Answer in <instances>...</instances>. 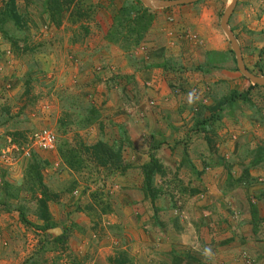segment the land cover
<instances>
[{
	"label": "rangeland",
	"instance_id": "rangeland-1",
	"mask_svg": "<svg viewBox=\"0 0 264 264\" xmlns=\"http://www.w3.org/2000/svg\"><path fill=\"white\" fill-rule=\"evenodd\" d=\"M41 1L16 0L18 12L29 20L30 45L43 44L34 56L15 57L0 36V264H24L36 255L41 264H115L119 254H125L131 264H171L166 260L157 263L147 247L158 239L157 231L145 225L151 217L150 208L121 199L125 194L128 201L140 199V179L130 175L131 171L127 176L106 178L61 169L59 147L71 150L79 142L91 145L100 138L110 144L122 140L123 161L138 168L158 147L153 153L166 172L163 178L155 176V182L164 184L163 190L176 198L172 204L182 207L176 212L166 210L159 217L160 224L172 226V232L181 237V247L164 252L166 257L183 252L199 264H264V89L249 90L248 101L240 100L233 113L226 111L216 136H209L210 142L200 133L199 137L188 134L191 117L199 107L210 106L211 98H223L233 91L245 93L251 85L236 71L230 44L219 25L231 0H201L174 9H154L160 15L151 16L153 21L143 40L169 51L167 57L174 67L169 73L143 69L147 64L159 65L160 60L141 44L126 53L116 47L120 51L110 53L109 63L105 48L93 53L105 40L100 36L110 30L102 22L116 14L122 4L134 5L135 1L112 0L115 7L109 9L104 6L106 0H82L84 6L90 3L93 10L96 7L92 17H82L78 24L65 17L60 27L48 23ZM109 25L113 27L114 21ZM229 29L245 67L252 73L264 45V0H238ZM212 52L225 55L223 69L204 74L200 66H207V54ZM105 64L110 65L107 70ZM29 66L39 72L32 76L29 94L24 95ZM138 67L141 75L132 71ZM103 73L107 74L106 84H99ZM157 78L167 80L171 90L167 97L165 86L163 90L158 86L154 96ZM161 91L164 99L160 101ZM191 100L197 102L196 108L195 104L187 108ZM91 106L98 119L81 128L77 122L89 115ZM207 113L205 110L204 116ZM41 130L55 135L54 152L33 147L32 136ZM189 137L192 141L184 145ZM35 156L48 163L40 174L54 196L47 202V211L56 227L47 231L40 229L43 223L35 216L39 208L34 196L39 200L40 193L30 194L22 185ZM245 169L248 180L242 184L239 178ZM140 173L136 176L141 178ZM70 180L77 184L69 189ZM179 186L185 190L183 197ZM18 187L23 190L19 198L8 199L11 189ZM92 193L119 211L107 215L97 211L99 217L83 212ZM167 202L162 200L166 208ZM250 205L258 212L256 227L251 222ZM19 209L30 225L21 222ZM126 222L131 224L130 230L121 225ZM54 229L60 230L57 237L64 235L63 244H53ZM169 235L170 230L166 239L173 244ZM127 241L136 242L138 250L126 246ZM185 261L181 264H198Z\"/></svg>",
	"mask_w": 264,
	"mask_h": 264
},
{
	"label": "trees",
	"instance_id": "trees-1",
	"mask_svg": "<svg viewBox=\"0 0 264 264\" xmlns=\"http://www.w3.org/2000/svg\"><path fill=\"white\" fill-rule=\"evenodd\" d=\"M129 1L132 2V0ZM84 4L86 3L82 0H44L41 2L42 13L45 14L48 23L54 25L55 27L61 26L63 15L65 13L67 14V18L71 24L80 23L81 19H83L82 17H92V14L93 12H95L96 7H94L95 10H93L91 6L87 7V5L84 6ZM1 5L2 6H0V36L2 40L8 44L10 52L15 57L22 59L23 56H27L29 54H32L34 56V54H36V52H38L42 48L43 44H36L34 46L30 45L28 31L29 20H24V15L18 12L16 0H3ZM140 7H142V10ZM151 18L152 17H149L147 15V10L144 9L143 5L139 0H135L134 5L125 3L119 9V11H117V14L115 15L113 20L114 26L111 27L108 33L106 34L105 40L108 44L119 47V49H121L122 52L125 53L136 49V47L144 41L143 38L149 30L150 25L153 21V18ZM80 29L85 30V28L83 27H81ZM229 52L233 57V63L236 64L233 52L231 50ZM225 60V55L222 53H209L207 54L206 60V62L208 61L207 66H200V70L201 72H204V74H210L213 71H221L223 69V64ZM159 66L165 72L174 70V67L172 68V65L170 63H164L163 65L160 64ZM254 68L257 73L254 70L251 71L252 73L264 76V45L262 49L258 51V60ZM36 72L39 71L37 69H34V67L29 66V71L27 72L24 78V95L29 94V84L32 82V76ZM253 88L264 89V87L249 85L248 90L245 93H238L233 91L230 92L229 95L224 96L223 98H211L212 102L210 106L202 105L201 107H199V110L195 112L196 114H193V117H191L192 126L188 134H194V136L196 135L195 137H199L197 133H200L204 137L206 142H210L211 138H209V136H216V130L218 128V125L220 124L221 119L225 115V112L227 111L228 113H233V110L236 108V105L240 100L245 102L248 101V99L246 98L247 93ZM188 103L189 104L187 108L191 109L194 104L195 108L197 106V102L193 100L189 101ZM89 109L91 110L89 112V115L85 116V118H83L80 122H77V124H80L79 126H82L81 128L94 124V122H96L98 119V115L96 114L95 110H93V107L91 106L89 107ZM205 110L208 112V115L206 116H204L203 114ZM6 121L7 118L3 119L2 124H4ZM62 126H67V123L62 124ZM186 140L187 142H184V145H188V142L190 143L192 141L191 137ZM122 147V140H118L117 142H111L110 144L106 140L104 141L101 138L96 140V142L91 145H84L82 142H79L77 146L76 144L73 145L71 147V150L69 148L63 149L62 147H59V156L61 159L60 167L61 169H65L69 173H85L86 175L90 174L93 177L94 175H102L106 178L115 177L117 175L127 176L128 172L131 171L130 175H134L136 178L140 179V191L137 190L140 193V199L139 201H128L127 194L124 195L126 196L125 198L121 199H124L126 203L132 205L138 204L143 209L144 207L147 208V210L150 208L151 217L145 222V225L147 226V229L155 232L156 230H158V227H162L159 222V217L161 213L166 210L175 212L180 211L182 207H178L176 204V206L173 205L172 200H176L175 196L174 198H171V195L165 190H163L165 185L157 184V182H155V176L163 178L166 172L162 162L157 160L153 153L155 149L156 150L154 152L158 150V147H156L152 151V153L149 154V160L143 165H141L139 168L133 166L130 163L126 164L123 161L122 154L124 150H122ZM260 156H262V153H260ZM185 159L186 155L183 154L184 163ZM47 165V162L40 161L36 158V156L35 159H31L30 163L27 166V172L24 178L25 181L22 184L25 190L30 192V194L36 195L35 193L39 192L41 195V198L39 200L35 198L34 195L33 196L39 208L35 213V216L43 223V226L40 227L42 231H47L56 227V225H54V223L50 219V215L47 211V202L52 200L54 196H52L50 189L45 185L43 178L40 174L41 167H45ZM137 169L141 172V178L136 176V173H138ZM80 178L83 179V176ZM229 180L232 179L229 178ZM247 180L248 172L247 169H245L239 178V183L246 184ZM75 182L76 181L73 180L70 182L69 189L74 188L73 185L77 184ZM128 190L131 191L130 188ZM22 191L23 190L19 187L16 189H11V192L9 190L10 193L7 194L9 198L7 196L6 197L8 199L16 200L19 198V195ZM129 191H126L125 193H129ZM183 192H185V190L182 189L181 186H179V193ZM179 195L183 197L186 194L183 193ZM97 196V193L91 194L92 198L90 199L88 205L82 209L83 212H88L89 214L95 213L96 216L99 217L97 211H99L101 215L114 214L115 212L119 211V209L118 211H114L113 205L110 203V201L99 199V197ZM261 197L264 198V193ZM164 199L166 200V202L167 199L169 200L167 202V205H169L167 208L166 206L162 205V200ZM155 204H159L160 206H156ZM249 211L251 216V222L254 223L256 227V222L259 221L257 218L258 212L251 205ZM18 212L19 216L21 217V222L25 225H30L29 222H27V220L25 219L24 212L21 209H19ZM48 238L50 237L48 236ZM52 238L53 244H63L65 240L64 235L60 237L55 236ZM171 255L177 256H175L174 258H169ZM171 255L169 257L165 256V259L170 261L169 263L171 264H181L183 261L186 262L185 260L188 259L190 261L198 263V261L192 256L190 257L189 255H185V253L183 252L178 254L172 253ZM117 257L118 258L114 259L115 264H131L127 261L128 258L125 256V254H119ZM24 264H41V261L36 255L35 257H32L30 261Z\"/></svg>",
	"mask_w": 264,
	"mask_h": 264
},
{
	"label": "crops",
	"instance_id": "crops-1",
	"mask_svg": "<svg viewBox=\"0 0 264 264\" xmlns=\"http://www.w3.org/2000/svg\"><path fill=\"white\" fill-rule=\"evenodd\" d=\"M42 1H44V0H42ZM41 1V2H42ZM120 1V0H119ZM133 2L135 1V0H132ZM120 3H122V1H120ZM94 5V4H93ZM123 5V4H122ZM121 5V6H122ZM42 6V5H41ZM89 6H91V4L89 3ZM104 6H105V8H109V9H112L113 7H115L114 5H113V2H112V0H106L105 1V4H104ZM121 6L119 7V9L121 8ZM144 7V9H146L147 10V15H150L149 17H151L152 15H154V14H159L160 15V13L159 12H156L157 10H154V9H149V8H146L145 6H143ZM173 8V7H172ZM174 9V8H173ZM173 11H175V10H173ZM181 12H185V11H187V10H180ZM167 13V12H166ZM165 13V14H166ZM175 13V12H174ZM116 14H117V12H116ZM116 14H112L111 16L109 15V16H107L108 17V21L105 19V22H102V24L105 26V28L106 29H110L111 28V25H109V23L111 22V21H113L114 20V17H115V15ZM67 18V14L65 13L64 15H63V19L64 18ZM106 17V18H107ZM62 19V20H63ZM41 21H45L44 19H41ZM92 36V34L87 38V39H89L90 37ZM105 35H101L100 37H101V39H102V41L104 40V37ZM146 40H148V39H146ZM141 45H144V46H147L148 47V49H149V52H148V54H150V53H152V54H154V55H157L158 56V58H159V60H160V63H159V65L161 64V65H163L164 63L165 64H168V63H170L171 64V62L172 61H170V59L167 57V55H169V51L168 50H164V48H162L161 46H159L158 44H155V42H150V41H143L142 43H141ZM103 47V49L105 48V51H107V52H105L104 53V55H105V57H106V60H107V63H109V61H111V52L112 53H114V52H116V51H120V50H118L117 48H119V47H117L116 48V46H114V45H111V44H108L105 40L103 41V43L101 44V46L100 47H98V46H96L95 48H94V50H93V53H96V52H94L95 50H99V49H101ZM150 47H151V49H150ZM165 47V49H168L169 48V42H168V46H167V44H166V46H164ZM92 49V48H91ZM81 50V49H80ZM83 51V50H82ZM214 53V52H213ZM121 54H123V53H121ZM133 57V56H132ZM157 58V59H158ZM139 59V58H138ZM137 59V60H138ZM171 60H172V58H171ZM139 61H141L140 59H139ZM156 64V63H155ZM155 64H151V65H149V64H147V66H144L143 67V69L144 70H147V69H154V70H156V69H159L160 71H162V73H165V71L159 66V65H155ZM173 64V63H172ZM106 65V64H105ZM127 65V64H126ZM110 67V65H106V68H105V70H107L108 68ZM127 67H130L131 68V66H127ZM104 70V71H105ZM119 70H122V68H120ZM135 70H137V72H138V75H141V72L139 71V70H142L140 67H138V69L136 68V69H133L132 68V71H135ZM170 72V71H169ZM168 72V73H169ZM104 75H106L107 76V74L106 73H103L102 74V77H101V79L100 80H98L99 81V84H106V80H105V77H104ZM157 80H159L158 78L156 79V82H157V85L156 86H154L155 87V89H154V91H153V94H155L154 96H156L157 94H156V92H157V90H158V86L163 90V87L165 86V87H167V85H169V84H167V80H165V79H163L162 81H157ZM104 82V83H103ZM155 82V83H156ZM122 86H120V88H121ZM123 88V87H122ZM121 88V89H122ZM166 97L168 96V93L170 94L171 92V90L169 91V88L167 87L166 88ZM123 94H125L124 92H123V90H122V95ZM105 96L107 95V93L106 94H104ZM164 95V91H163V93H162V91L160 92V94H158V99L161 101L162 99H164V98H162V96ZM101 96H103V94H101ZM166 100H168V99H166ZM133 155H135V154H133ZM137 163L136 162H134V165H136ZM166 212V211H165ZM164 212V213H165ZM162 214V213H161ZM135 218V222H138V218H136V217H134ZM117 221V220H116ZM118 223H120L119 221H118ZM170 224V223H169ZM121 225H123V226H125L128 230H130V227H131V224L130 223H128V222H126L125 224L124 223H122ZM135 226V225H134ZM161 229L158 227L157 229L158 230H156L157 231V235H158V239L157 240H155V241H153V243H151L150 245H147V247H150L151 249L150 250H152V252L151 253H153L154 254V260H156V262L158 263V261H160V263L162 262V261H165L166 259L164 258V256L167 254V253H165V255H164V252H166V251H171V249H174V248H180L181 247V245L178 243L179 242V240L181 239V237H179V236H177V235H175L173 232H172V226H169V227H165L164 225H162V223H161ZM162 230V231H161ZM168 230H170V235H169V238L172 240V242H174L173 244H171L170 242H168V239H166V235L168 234ZM166 231V232H165ZM153 237H155V236H153ZM158 240H159V242H158ZM130 245H133L135 248H136V250H138V247H137V244H136V242H133L132 244L129 242V241H127L126 242V246H130ZM160 247H162V248H164V247H167V249H161L160 250ZM167 262H169L168 260H166Z\"/></svg>",
	"mask_w": 264,
	"mask_h": 264
},
{
	"label": "water",
	"instance_id": "water-1",
	"mask_svg": "<svg viewBox=\"0 0 264 264\" xmlns=\"http://www.w3.org/2000/svg\"><path fill=\"white\" fill-rule=\"evenodd\" d=\"M141 4L149 9H167L176 6H186L191 5L201 0H139ZM238 0H231L229 4L226 6L221 18H220V29L227 38L231 51L234 54L235 62H236V69L238 72L248 80V82L252 86L264 87V77L256 76L250 73L247 68L245 67L241 55V50L238 45V42L235 36L229 29V20L232 16V13L237 5ZM52 234L57 236L60 233L59 229H54Z\"/></svg>",
	"mask_w": 264,
	"mask_h": 264
},
{
	"label": "built area",
	"instance_id": "built-area-1",
	"mask_svg": "<svg viewBox=\"0 0 264 264\" xmlns=\"http://www.w3.org/2000/svg\"><path fill=\"white\" fill-rule=\"evenodd\" d=\"M32 145L41 152H54L56 148V137L49 130H41L33 134ZM3 158L5 157L3 156Z\"/></svg>",
	"mask_w": 264,
	"mask_h": 264
}]
</instances>
